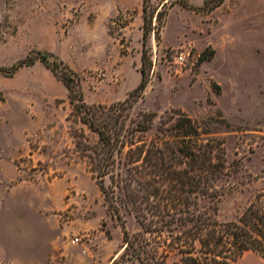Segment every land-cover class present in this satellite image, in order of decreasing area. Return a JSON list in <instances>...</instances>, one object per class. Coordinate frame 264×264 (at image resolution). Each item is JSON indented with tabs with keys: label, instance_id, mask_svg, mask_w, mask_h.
<instances>
[{
	"label": "rangeland",
	"instance_id": "obj_1",
	"mask_svg": "<svg viewBox=\"0 0 264 264\" xmlns=\"http://www.w3.org/2000/svg\"><path fill=\"white\" fill-rule=\"evenodd\" d=\"M173 1L152 0L168 14L149 39V82L133 114L155 111L159 124L181 109L224 141L229 175L219 199L202 203L236 220L264 206V0H225L209 13L206 0ZM143 26V0H0V67L49 50L82 75L88 103L122 101L142 78ZM71 112L67 87L43 62L0 76V264H135L117 254L121 222L73 130L90 144L98 135ZM121 212L129 231L141 229ZM239 264L264 259L250 250Z\"/></svg>",
	"mask_w": 264,
	"mask_h": 264
},
{
	"label": "trees",
	"instance_id": "obj_2",
	"mask_svg": "<svg viewBox=\"0 0 264 264\" xmlns=\"http://www.w3.org/2000/svg\"><path fill=\"white\" fill-rule=\"evenodd\" d=\"M225 0H206L209 13ZM192 8L187 0H174ZM168 14L167 2L156 6L143 0V65L138 86L122 101L90 104L85 100L83 77L68 62L49 50H32L1 75L43 62L69 91L71 115L98 135L90 144L81 129L73 135L79 151L90 160L92 171L107 202L120 222L123 243L120 260L135 264H239L246 251L264 259V206L251 203L236 220H221L218 208L204 198L219 199L217 183L229 175L224 141L206 138L198 122L181 109L158 113L135 105L145 97L149 82L148 43L159 35ZM155 128L151 137L147 133ZM133 213L141 225L131 232L121 208ZM109 238L111 233L106 230Z\"/></svg>",
	"mask_w": 264,
	"mask_h": 264
},
{
	"label": "built area",
	"instance_id": "obj_3",
	"mask_svg": "<svg viewBox=\"0 0 264 264\" xmlns=\"http://www.w3.org/2000/svg\"><path fill=\"white\" fill-rule=\"evenodd\" d=\"M177 59H178V62H180V63H184V61H185V59H186V55H185L184 53H182V54H180V55L177 57ZM79 240H80V238L75 237V238H73L72 241H73L74 243H78Z\"/></svg>",
	"mask_w": 264,
	"mask_h": 264
}]
</instances>
